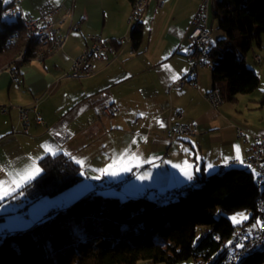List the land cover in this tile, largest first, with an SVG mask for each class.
<instances>
[{"label":"crops","instance_id":"crops-1","mask_svg":"<svg viewBox=\"0 0 264 264\" xmlns=\"http://www.w3.org/2000/svg\"><path fill=\"white\" fill-rule=\"evenodd\" d=\"M12 1L18 8L13 11L20 9L35 19L50 17L60 24L63 33L69 32L62 50L24 64L18 70L17 83L11 81L6 70L0 71V109H7L6 113L0 112V181L9 182L6 186L11 188L10 194L0 199V207L42 173L39 162L44 157L58 154L81 169L82 179L53 198L43 219L88 195L92 182H119L133 169L138 174L118 192L125 199H154V191L161 194L197 185L198 178L219 174L223 165L227 170L245 168L233 164L250 154L249 145L236 138L235 129L264 135V104L260 103L264 97V37L252 52L255 67L246 58L247 66L259 77L258 89L239 96L235 103L224 102L213 109L205 99L214 88L211 71H198L197 88L188 81V33L201 0H170L163 11H159L157 0H150L138 22L133 23L127 20L132 4L126 0ZM54 9L58 10L51 14ZM137 24L142 27L143 40L136 52L130 37ZM87 34H99L112 41L116 54L88 77H66L72 61L88 45ZM117 39L127 41L120 44L115 42ZM256 57H260V65ZM173 75L179 78L173 80ZM182 78L187 83L177 89L175 83ZM33 104L44 126L33 123L27 133L21 134L18 108ZM109 106L116 112L105 116L103 110ZM175 124H196L200 133L170 143L167 128ZM237 147L240 160L236 159ZM124 153L138 157L135 165L128 164L130 170H119L118 175L105 173ZM33 163L41 169L39 175L20 188L10 184L13 174ZM185 164L191 179L182 172ZM110 192L114 191L102 193ZM24 213L31 219L30 227L40 221H32L28 212ZM244 214L247 219L240 224L250 218L249 212ZM258 224V219L250 223L254 227Z\"/></svg>","mask_w":264,"mask_h":264},{"label":"trees","instance_id":"trees-1","mask_svg":"<svg viewBox=\"0 0 264 264\" xmlns=\"http://www.w3.org/2000/svg\"><path fill=\"white\" fill-rule=\"evenodd\" d=\"M12 5V0H0V71L9 65L19 70L46 46L25 37L20 19L6 17ZM210 14L222 33L210 45L214 88L221 90L224 102L235 103L259 87L246 56L264 37V0H212ZM142 40L137 24L130 37L134 51ZM39 164L42 173L5 202H23L25 210L82 179L81 169L63 154L44 157ZM198 182L165 203L104 193L82 196L28 230L0 237V264H229L223 247L235 227L229 216L249 212L245 225L259 220L256 200L264 190L256 186L252 171L238 167L201 176ZM238 264H264V251Z\"/></svg>","mask_w":264,"mask_h":264},{"label":"built area","instance_id":"built-area-1","mask_svg":"<svg viewBox=\"0 0 264 264\" xmlns=\"http://www.w3.org/2000/svg\"><path fill=\"white\" fill-rule=\"evenodd\" d=\"M170 0H157V7L159 11H163L165 5ZM150 0H140L139 7H136L135 11L131 13V17L127 20L129 23L138 22L143 11L147 7ZM12 9H18L15 3L6 10L7 18L12 17ZM20 10V9H19ZM58 9L51 11V14L57 12ZM22 12V11H21ZM23 13V12H22ZM209 15L210 8L208 7V0H201L200 8L195 14L191 22V28L188 33L189 41V61L190 70L188 73V81L194 87L198 86V71L201 69L208 70L206 46L209 45ZM28 21V37L36 36L38 39L45 43V51H48V55H53L63 49L67 39L68 32L63 33L60 24L51 19L50 17L44 18H32L25 15ZM72 29V26L69 27ZM86 41L88 45L82 50L79 57L74 59L69 67V70L64 74L66 77L73 79H79L82 77H88L95 73L100 63L107 62L111 56H115L116 50L112 41L104 39L99 34H87ZM126 39H117L116 43H123ZM22 55V53H21ZM36 57H41V53ZM255 62L260 65L261 61ZM10 79L13 83H17L19 80L18 69L11 68L9 71ZM187 83L186 78L179 79L175 83L177 89H181ZM205 99L213 109H216V96L207 93ZM1 113H6V108L0 109ZM116 112V109L112 106L106 107L103 110L105 116H112ZM32 115V118L30 117ZM183 115V114H181ZM18 120L21 129V134H25L34 123L41 127L44 126V121L41 119L37 105L33 104L29 107L18 108ZM200 133V129L196 124H175L169 125L167 128V138L170 143H173L181 137H195ZM18 132H14V135H18ZM235 136L238 140H241L245 144L249 145V156L243 161H234L235 166L242 165L244 167L253 168L255 175V184L259 188L264 183V135L250 134L249 132L236 128ZM223 165L220 170L225 168ZM137 169L131 170L122 181L111 182L107 179L97 180L91 183L90 189H95V194L102 193L104 191L120 192L124 183L131 181L138 174ZM192 183L188 187H192ZM186 187V188H188ZM155 200L166 199L172 195H177L175 190H166L159 194L156 191L153 193ZM256 207L259 213L258 226H251L240 224L234 227V232L228 241L224 243V250L229 253H234L235 259L244 258L249 253V247L264 246V196L260 195L256 200ZM228 262V261H227ZM234 264V262H228Z\"/></svg>","mask_w":264,"mask_h":264},{"label":"rangeland","instance_id":"rangeland-1","mask_svg":"<svg viewBox=\"0 0 264 264\" xmlns=\"http://www.w3.org/2000/svg\"><path fill=\"white\" fill-rule=\"evenodd\" d=\"M209 28H210V43L215 44L217 40L221 37L222 33L220 30L217 28L216 22L212 21V18L209 19ZM256 48L254 46L253 50ZM253 50L250 51L246 58L249 62L250 66H254L253 61ZM248 170H252L249 169ZM109 196H116L121 200H125V198L121 195V193L118 192H110V193H104ZM4 203V202H3ZM2 203V204H3ZM54 203L53 198H46L43 199L32 206L26 208L24 210L23 202L20 201H11V202H5L3 207H0V219H5L4 221L0 220V237H4L6 234L9 233H14V232H19V231H25L28 230L29 228V217H26L25 211L28 212L30 217L32 218V221L34 220H42L44 217L45 213H48L51 207V204ZM1 204V206H2ZM70 206V205H69ZM244 212H237L229 216V219L233 223V225L240 224L239 223H234L232 220V217H237L240 219L241 217H244ZM31 220V219H30ZM34 225V224H33Z\"/></svg>","mask_w":264,"mask_h":264},{"label":"bare ground","instance_id":"bare-ground-1","mask_svg":"<svg viewBox=\"0 0 264 264\" xmlns=\"http://www.w3.org/2000/svg\"><path fill=\"white\" fill-rule=\"evenodd\" d=\"M139 2H140V0H135L134 1V3L132 4L131 12H130V14H129L128 17H131V13L133 11H135L136 7H139ZM211 3H212V0H208V7L209 8H210ZM5 15H6V12H5ZM12 17H14V18H9V19L10 20L20 19V21H21V23L23 25V28H24L25 37L27 39H30V40H32V39H38L36 36H29L28 37V21L26 19V16L20 10L13 11V9H12ZM16 37H17V34L14 33V34H12V36H11L10 39L11 40H15ZM42 52H44V53H41V57H36L35 59H40V58L43 59V57L49 56L48 55V51H42ZM206 54H207L208 70L212 71V69L214 67V64H213V61H212V58H211L212 54L210 53V35H209V45L206 46ZM21 59H22V55L20 53V55L17 58V60H21ZM255 60L256 61H261L260 57H256ZM12 66L9 65V66H7L5 68V70L7 71V73H9V71L11 70V68H14ZM209 93L212 96H216V108H218L219 106H221L222 104H224V99H223V96H222L223 94H222V92H221V90L219 88H213ZM245 168L246 169H248V168L249 169H253V168H250V167H245ZM226 171H227V167H225L222 170H220V173H224ZM192 186H195V184L192 185ZM259 189H260V191H263L264 190V183L259 186ZM182 190H184V188L176 189L175 190V193L177 195H172V196H170V197H168L166 199L157 200V201L158 202H161V203H165V202H168V201L175 200V199H177L178 195L180 194V192ZM88 194H95V189H90ZM154 200H155V198H154ZM54 212H56V211H52L50 213V215L53 214ZM233 232H234V228H233L231 234H233ZM224 243L225 242H223V246H224ZM263 251H264V246L249 247V253L246 254L244 256V258H246V257H248V256H250L252 254L259 253V252H263ZM225 253H226V261H228V262H234V264H238L242 259H244V258L235 259L234 253H229L227 251H225ZM207 264H211V261H209Z\"/></svg>","mask_w":264,"mask_h":264},{"label":"snow or ice","instance_id":"snow-or-ice-1","mask_svg":"<svg viewBox=\"0 0 264 264\" xmlns=\"http://www.w3.org/2000/svg\"><path fill=\"white\" fill-rule=\"evenodd\" d=\"M179 77L176 75L172 76L173 80L178 79ZM45 151L52 152V149L46 148ZM239 148L237 147L236 149V159L240 160V155H239ZM54 154V153H53ZM138 160V157L135 154H128L124 153L122 154L118 159H114L113 163L108 166L107 169H105V173L110 174V175H118L119 170L122 171H128L130 170L128 167V164H133L135 165L136 161ZM78 163H81L80 161H77ZM241 163L243 161L241 160ZM112 171H109V170ZM188 165L185 164L184 168L182 169V172L185 174V176L188 179H191V175L188 174ZM41 169L33 163L31 167L25 169L23 172H17L13 174V176L10 179V184L14 185L16 188L22 187L25 183L31 181L34 179L37 175H39ZM9 182H2L0 181V199H3L5 196L9 195L11 192V188L6 186ZM243 219H247V217H241L238 219L237 217H232V220L234 223H239Z\"/></svg>","mask_w":264,"mask_h":264}]
</instances>
